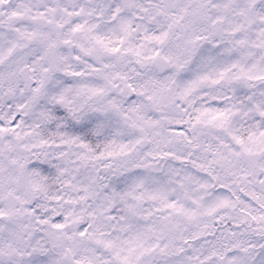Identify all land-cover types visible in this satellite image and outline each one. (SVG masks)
<instances>
[{
	"label": "snow or ice",
	"instance_id": "obj_1",
	"mask_svg": "<svg viewBox=\"0 0 264 264\" xmlns=\"http://www.w3.org/2000/svg\"><path fill=\"white\" fill-rule=\"evenodd\" d=\"M0 264H264V0H0Z\"/></svg>",
	"mask_w": 264,
	"mask_h": 264
}]
</instances>
